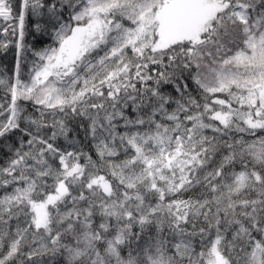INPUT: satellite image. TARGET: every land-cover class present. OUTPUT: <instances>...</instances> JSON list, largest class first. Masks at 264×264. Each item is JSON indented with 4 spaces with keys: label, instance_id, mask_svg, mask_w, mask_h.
Listing matches in <instances>:
<instances>
[{
    "label": "snow or ice",
    "instance_id": "snow-or-ice-1",
    "mask_svg": "<svg viewBox=\"0 0 264 264\" xmlns=\"http://www.w3.org/2000/svg\"><path fill=\"white\" fill-rule=\"evenodd\" d=\"M0 264H264V0H0Z\"/></svg>",
    "mask_w": 264,
    "mask_h": 264
}]
</instances>
